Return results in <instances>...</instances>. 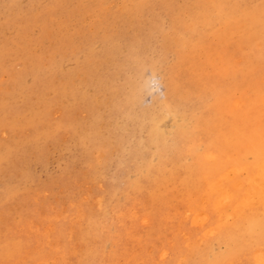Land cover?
Here are the masks:
<instances>
[{
    "label": "rangeland",
    "instance_id": "obj_1",
    "mask_svg": "<svg viewBox=\"0 0 264 264\" xmlns=\"http://www.w3.org/2000/svg\"><path fill=\"white\" fill-rule=\"evenodd\" d=\"M262 47L264 0H0V264H259Z\"/></svg>",
    "mask_w": 264,
    "mask_h": 264
},
{
    "label": "bare ground",
    "instance_id": "obj_2",
    "mask_svg": "<svg viewBox=\"0 0 264 264\" xmlns=\"http://www.w3.org/2000/svg\"><path fill=\"white\" fill-rule=\"evenodd\" d=\"M250 37H251V36H250ZM248 39H249V38H248ZM255 39H256V38H255ZM249 40H250V39H249ZM244 41H245V40H244ZM247 42H248V41H247ZM259 44H260V43H259ZM229 45H230V44H229ZM229 45H228V46H229ZM254 45H255V44H254ZM256 45H257V44H256ZM230 46H231V45H230ZM230 46H229V47H230ZM229 47H228V48H229ZM228 48H227V49H228ZM253 48H254V46H253ZM258 49H259V48H258ZM260 49L262 50V49H264V48L262 47V48H260ZM260 49H259V51H261ZM254 50H257V49L254 48ZM254 50H253V51H254ZM259 51H257V52L260 54ZM262 51H263V50H262ZM228 52H232V51L230 50V51H228ZM222 53H223V52H222ZM255 53H256V51H255ZM230 55H231V54H230ZM233 55H235V54H232L231 56L233 57ZM253 55H254V52H253ZM256 55H257V53H256ZM256 55H255V56H252V55H251V58H252V57H253V58H254V57L256 58V57L258 56V55H257V56H256ZM262 55H263V54H262ZM222 57H223V56H222ZM222 57H221V58H222ZM224 57H225V56H224ZM249 57H250V56H249ZM228 58H229V57H228ZM247 58H248V56H247ZM247 58H246V60H248ZM251 58H250L249 60H252V59H253V58H252V59H251ZM255 58H254V59H255ZM262 58H263V57L258 58V59H262ZM217 60H218V59H217ZM243 60H244V59H243ZM255 60H256V59H255ZM255 60H254V61H255ZM237 61H238V60H237ZM238 62H239V61H238ZM251 62H252V61H251ZM263 62H264V60H263ZM239 63H240V62H239ZM243 63H244V61H243ZM246 63L248 64V62H246ZM246 63H245V65H246ZM257 63H258V61H257ZM257 63H256V64H257ZM240 64H241V63H240ZM259 64H260V62H259ZM214 65H215V64H214ZM238 65H239V64H238ZM253 65H254V64H253ZM243 66H244V65H243ZM243 66H242V67H243ZM257 66H258V65H257ZM259 66H260V65H259ZM254 67H255V66H254ZM254 67H253V68H254ZM216 68H217V67H216ZM243 68H245V66H244ZM241 69H242V68H241ZM258 70H259V68H258ZM260 70H261L260 72H263V70H264L263 65L261 66ZM256 71H257V70H256ZM253 72H254V71H253ZM258 72H259V71H258ZM258 72H257V73L255 72V73L258 74ZM250 73H251V72H250ZM255 73H254V74H255ZM217 74H218V73H217ZM256 74H255V75H256ZM229 75H230V74H229ZM255 75H254V76H255ZM256 76H257V75H256ZM256 76H255V78H256ZM259 76H260V79H259V80H261V79H262V78H261V75H259ZM259 76H258V78H259ZM262 76H263V74H262ZM205 77H206V76H205ZM252 77H253V75H252ZM253 78H254V77H253ZM263 78H264V77H263ZM251 79H252V78H251ZM251 79H249V80H251ZM169 81H171V80H169ZM246 81L248 82V79H247ZM262 81H264V79H263ZM255 82H256V81H254V82L251 81L250 84H249L250 87H251L252 89H254V90H255V93L257 92L259 96L264 97V91H262L263 88L260 89L259 87H257L256 85H258V84L255 85V84H254ZM257 82H258V81H257ZM167 84H168V83L166 82V85H167ZM169 84H170V82H169ZM169 84H168V86H170ZM215 84H216V83H215ZM208 85H209V84H208ZM135 86H136V85H135ZM137 86H138V85H137ZM139 86H140V85H139ZM164 86H165V85H164ZM168 86H167V88H168ZM170 87H171V86H170ZM220 87H221V86H220ZM167 88H165V89H167ZM248 88H249V87H248ZM142 90H143V89H142ZM169 90H173V87L170 88ZM167 91H168V90H167ZM177 92H178V91H177ZM175 93H176V92H175ZM237 93H238V92H237ZM165 94L167 95V94H169V93H165ZM170 94H171V93H170ZM177 94H178V93H177ZM174 95H175V94H174ZM178 95H179V94H178ZM254 95H255V94H254ZM170 96H171V95H169V97H170ZM169 97L167 98V99H168L167 101H170V100L173 98V96H172L171 99H169ZM240 98H241V97H240ZM248 98H249V96H248ZM260 98H261V97H260ZM245 99H246V98H245ZM203 100H204V99H203ZM213 100H214V99H213ZM217 100H218V99H217ZM261 100H262V98H261ZM171 101H172V100H171ZM171 101H170V102H171ZM173 101H174V100H173ZM188 101H189V100H188ZM222 101H223V99H222ZM207 102H208V101H207ZM247 102H248V101H247ZM164 103H165V102H164ZM164 103H163V105H164ZM186 103H187V102H186ZM226 103H227V102H226ZM235 104H236V103H235ZM243 105H244V104H243ZM255 106H256V105H255ZM215 107H216V106H215ZM212 109H213V108H212ZM261 109H262V108H261ZM210 111H211V110H210ZM213 112H214V111H213ZM215 112H216V111H215ZM215 112H214V113H215ZM247 112H248V111H247ZM232 114H233V113H232ZM232 116H233V115H232ZM263 116H264V115H263ZM230 117H231V116H230ZM258 120H259V119H258ZM246 130H247V128H246ZM263 130H264V129H263ZM246 132H247V131H246ZM260 140H262V139H260ZM260 140H259V141H260ZM175 143H178V142L176 141ZM250 144H251V143H250ZM177 145H178V144H177ZM262 146H263V145H262ZM223 149H224V148H223ZM225 149H226V148H225ZM231 152H233V151H231ZM253 160H254V159H253ZM223 161H224V160H223ZM224 162H225V161H224ZM263 164H264V163H263ZM194 165H195V164H194ZM189 166L191 167V165H189ZM192 167H193V166H192ZM194 167H195V166H194ZM194 167H193V168H194ZM224 168H225V167H224ZM196 169H197V167H196ZM193 170H194V169H193ZM263 171H264V170H263ZM263 171L260 172V173H263ZM189 172H190V171H189ZM186 173H187V172H186ZM187 174H188V173H187ZM262 175H264V174H262ZM188 176H189V174H188ZM194 176H195V175H194ZM194 176H193V177H194ZM188 181H189V180H188ZM258 181L260 182V179H259ZM188 184H189V183H188ZM262 186H264V185H262ZM263 192H264V191H263ZM250 193H251V192H250ZM226 194H227V193H226ZM262 194H263V193H262ZM223 195H225V194H223ZM249 195H250V194H247V196H249ZM254 195H256V194H254ZM254 195H250L251 198H253L252 196H254ZM263 195H264V194H263ZM227 196H228V194H227ZM250 196L247 197V198H250ZM222 197H223V196H222ZM229 198H230V197H229ZM221 199H222V198H221ZM227 199H228V198H227ZM227 199H226V200H227ZM253 199H254V198H253ZM223 200H224V198H223ZM223 200H222V201H223ZM226 200H225V203H226ZM248 200H250V199H248ZM222 201H221V203H222ZM254 201H255V200H254ZM219 202H220V201H219ZM223 202H224V201H223ZM228 202H229V201H228ZM246 202H247V201H246ZM219 205H220V204H219ZM219 205H218V207H219ZM238 205H239V204H238ZM243 205H244V203H243ZM220 206H221V205H220ZM251 206H252V205H251ZM238 207H239V206H238ZM247 207H248V206H247ZM235 208H236V207H235ZM244 208H245V207H244ZM220 209H221V208H220ZM228 211H229V210H228ZM231 212H232V211H231ZM234 212H235V211H234ZM220 215H221V214H220ZM236 215H237V214H236ZM221 217H222V216H221ZM226 217H227V215H226ZM228 217H229V215H228ZM219 218H220V217H219ZM233 219H234V216H233ZM198 220L200 221V219H198ZM196 221H197V220H196ZM223 221H224V220H222V222H223ZM229 221H230V220H229ZM197 222H198V221H197ZM197 222H196V223H197ZM225 222H228V221L225 220ZM199 223H202V222H199ZM199 223H197V224H199ZM218 228H219V226H218ZM257 230H258V229H257ZM260 230H261V229H260ZM210 232H211V231H210ZM211 234H212V233H211ZM262 240H263V239H262ZM13 246H14V245H13ZM1 247H2V246H1ZM2 249H3V248H2ZM7 249H8V248H7ZM7 249H6V250H7ZM258 250H259V249H258ZM12 251H13V250H12ZM261 251H262V250H261ZM10 255H11V254H10ZM7 256H8V255H7ZM258 257H260V256H258ZM259 264H264V257L259 261Z\"/></svg>",
    "mask_w": 264,
    "mask_h": 264
}]
</instances>
